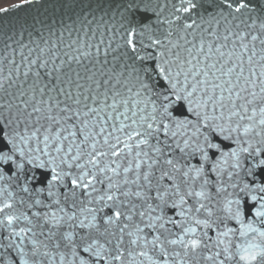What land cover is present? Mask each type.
<instances>
[{
    "label": "snow or ice",
    "instance_id": "1",
    "mask_svg": "<svg viewBox=\"0 0 264 264\" xmlns=\"http://www.w3.org/2000/svg\"><path fill=\"white\" fill-rule=\"evenodd\" d=\"M93 2L0 25V264H264V0Z\"/></svg>",
    "mask_w": 264,
    "mask_h": 264
},
{
    "label": "water",
    "instance_id": "2",
    "mask_svg": "<svg viewBox=\"0 0 264 264\" xmlns=\"http://www.w3.org/2000/svg\"><path fill=\"white\" fill-rule=\"evenodd\" d=\"M89 7L88 0L83 3L64 4L62 0H45L42 4L28 3V0L0 9V25L7 30L9 28H20L22 26L31 27L39 20H46L52 16L59 17L61 15H75ZM93 11L99 9H108L105 0L97 5L95 2L91 4ZM259 175L264 179V170Z\"/></svg>",
    "mask_w": 264,
    "mask_h": 264
},
{
    "label": "trees",
    "instance_id": "3",
    "mask_svg": "<svg viewBox=\"0 0 264 264\" xmlns=\"http://www.w3.org/2000/svg\"><path fill=\"white\" fill-rule=\"evenodd\" d=\"M22 1H26V0H0V9L20 3Z\"/></svg>",
    "mask_w": 264,
    "mask_h": 264
}]
</instances>
